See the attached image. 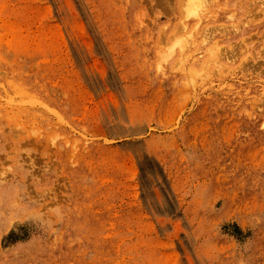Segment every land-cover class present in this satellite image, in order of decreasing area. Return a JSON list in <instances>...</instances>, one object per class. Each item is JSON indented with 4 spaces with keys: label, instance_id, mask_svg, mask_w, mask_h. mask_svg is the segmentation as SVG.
I'll return each mask as SVG.
<instances>
[{
    "label": "rangeland",
    "instance_id": "1",
    "mask_svg": "<svg viewBox=\"0 0 264 264\" xmlns=\"http://www.w3.org/2000/svg\"><path fill=\"white\" fill-rule=\"evenodd\" d=\"M0 264H264V0H0Z\"/></svg>",
    "mask_w": 264,
    "mask_h": 264
},
{
    "label": "bare ground",
    "instance_id": "2",
    "mask_svg": "<svg viewBox=\"0 0 264 264\" xmlns=\"http://www.w3.org/2000/svg\"><path fill=\"white\" fill-rule=\"evenodd\" d=\"M186 15H193V16H196L197 15L196 10L194 9V6L190 5L188 7V10H187V14Z\"/></svg>",
    "mask_w": 264,
    "mask_h": 264
}]
</instances>
